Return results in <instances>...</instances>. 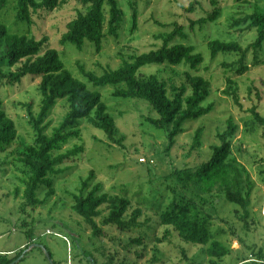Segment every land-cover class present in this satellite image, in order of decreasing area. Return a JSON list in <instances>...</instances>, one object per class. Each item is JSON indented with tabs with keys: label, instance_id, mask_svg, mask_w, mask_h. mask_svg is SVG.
I'll list each match as a JSON object with an SVG mask.
<instances>
[{
	"label": "rangeland",
	"instance_id": "rangeland-1",
	"mask_svg": "<svg viewBox=\"0 0 264 264\" xmlns=\"http://www.w3.org/2000/svg\"><path fill=\"white\" fill-rule=\"evenodd\" d=\"M118 1L125 25L117 39L105 36L99 52L89 42H85L81 50L70 44L59 45L66 24L75 18L78 10H83L73 1L52 11H38L28 25L16 21V3L11 0L0 11V23L10 33L36 39L47 37L49 48L58 52L64 67L91 89V84L80 74L79 66L98 76L115 70L130 56L160 47V36L170 33L175 23L182 27L187 38H176L172 44L192 46L202 55L203 63L197 71H190L184 65H150L140 72L175 78L177 82L184 72L203 77L210 85V95L203 106L211 105L212 110L204 117L186 122L185 131L170 145L171 128L158 130L149 124L147 117L158 116L145 102L114 98V86L93 88L100 92L102 102L114 119L116 140L122 139L121 143L110 142L101 130L82 120L79 138L69 139L61 150L53 152V156L64 154L75 146L82 147V152L56 167L62 172L49 177L53 181L54 195L45 205L32 208L22 203L27 169L17 160L16 153L21 145H31L34 141L24 105L30 103L32 112H38L40 78L27 76L15 85L1 86L3 109L14 122L16 138L0 153V255L13 257L28 244L26 233L32 230L35 239L30 245L42 246L44 251L32 248L15 264H49L45 253H50L56 264H86V252L97 264H108L110 259L111 264L258 262V251L261 249L264 253V128L246 124L252 121L249 109L253 106L264 117V45L257 49L250 47L256 31L248 29V22L243 21L256 7L264 9V0H215V6L209 0H138L134 28L125 0ZM190 7L192 9L188 10ZM214 11L218 14L213 22L194 26L193 33L189 31L190 20L207 18ZM212 40L237 43L246 50L244 64L248 71L240 76L235 73L239 67L238 53H220L211 59L207 43ZM227 78L236 83L241 108L234 106L223 94ZM67 111V103L59 100L47 120L50 123L47 133L61 122ZM228 119L238 128L230 140L232 155L245 166L254 184L247 219H241V214L235 212L238 208L222 197L212 202L213 208L205 206L214 218L210 226L212 239L226 246L228 254L220 259L209 258L205 252L207 246L185 243L174 232L163 242H157L167 229L158 223V215L171 206L179 191L171 174L177 169L196 168L207 161L212 147L219 144L217 135L224 131ZM199 128L202 129L201 145L192 149L193 136ZM90 171L95 175L90 187L100 183L103 192L128 198L131 202L129 212L135 208L142 210L140 226L121 232L101 226L100 218L97 224L103 233L92 236L90 228L71 210L72 195L77 193ZM46 190L40 188L39 199L44 198ZM134 239H139L140 243H133Z\"/></svg>",
	"mask_w": 264,
	"mask_h": 264
},
{
	"label": "trees",
	"instance_id": "trees-1",
	"mask_svg": "<svg viewBox=\"0 0 264 264\" xmlns=\"http://www.w3.org/2000/svg\"><path fill=\"white\" fill-rule=\"evenodd\" d=\"M9 1L11 0H0V11ZM69 1L80 4L83 10H78L75 18L66 24L65 32L58 41L59 45L70 44L81 50L85 42H89L94 45L96 52H99L106 35L114 39L119 37L125 25V16L118 0H14L16 21L30 25L33 15L38 11H52ZM209 1L215 6V0ZM125 2L131 12L134 28L138 0ZM191 9L190 7L188 10ZM217 14V11H214L207 18L190 20L189 31L193 33L194 26L201 27L213 22ZM243 22H248V29L256 31L255 40L250 47L261 48L264 45V9L256 7ZM176 38L185 40L187 35L182 31V27L174 23L170 33L160 36V47L132 55L129 60H123L117 69L105 71L99 76L79 66L80 74L91 84V89L86 83L74 78L64 67L58 52L49 48L47 37L36 39L10 33L7 27L0 23V87L15 85L27 76L40 78L41 100L38 112H32L30 103L24 105L28 123L34 133V141L31 145H21L16 153L17 160L27 169V178L23 181V206L34 208L45 205L54 195L53 181L49 177L61 173L56 167L81 153L82 147L75 146L72 150L56 156H53V152L61 150L69 139L79 138L78 128L82 120L101 130L110 142L121 143L122 139L116 140L117 127L114 119L102 102L100 92L93 88L114 86V98L145 102L158 116L147 117L146 121L158 130L171 128L168 134L170 145L177 135L185 131L183 125L186 122L197 120L211 112V105L203 106L210 95L209 82L203 77L184 72L179 75L181 80L177 82L175 78H163L158 74L143 75L140 72L141 68L150 65H184L190 71H197L204 61L202 55L196 53L192 46L172 44ZM207 48L211 59L220 53H238L239 67L235 73L240 76L248 71L244 64L247 51H243L237 43L212 40L207 43ZM223 94L231 99L234 106L241 108L237 86L232 79H226ZM59 100L67 103L68 111L61 122L47 133L50 126L47 120ZM249 112L252 121L246 125L264 128V117L257 112V108L253 106ZM237 129L232 120L228 119L224 131L217 135L219 144L212 147L211 156L207 161L196 168L173 171L171 176L175 179L179 191L171 206L158 215V223L167 229L161 239H156L157 242H163L168 239L170 232H174L185 243L207 246L205 252L209 258L220 259L228 254L226 246L212 239L210 226L214 218L205 206L213 208L212 202L222 197L227 203L238 208L235 212L241 214V219L249 217L254 184L245 166L232 155L230 140ZM201 134L202 129L195 131L192 149L201 145ZM15 138L14 122L6 116L0 98V153L5 152ZM94 177V172L90 171L87 178L81 181L77 193L72 195L71 206L74 214L90 228L92 236H101L103 233L97 224V219L100 218L101 226L113 227L121 232L140 226L142 210L135 208L129 212L130 200L118 194L103 192L100 183L90 187ZM41 187L47 189L43 199H39L37 195ZM26 238L28 244L15 252L13 257L1 254L0 264L12 263L34 242L32 230L26 233ZM132 242L139 244L140 240L134 239ZM256 255L260 258L259 261L264 259L261 249ZM84 257L86 264H97L90 253H84ZM111 263L112 259L108 264ZM240 264L259 263L243 260Z\"/></svg>",
	"mask_w": 264,
	"mask_h": 264
},
{
	"label": "water",
	"instance_id": "water-1",
	"mask_svg": "<svg viewBox=\"0 0 264 264\" xmlns=\"http://www.w3.org/2000/svg\"><path fill=\"white\" fill-rule=\"evenodd\" d=\"M32 248H39V249H41L42 251H44V248H43L42 246H39V245H36V244H32V245H30L25 251H23V253H22L17 259H15V260H14L12 263H10V264H15V263H17L18 261H20V260L23 258V256L26 254V252L29 251V250L32 249ZM45 257H46V259H47V261H48L49 264H54L53 261H52L51 258H50V255H49L48 253H45Z\"/></svg>",
	"mask_w": 264,
	"mask_h": 264
},
{
	"label": "built area",
	"instance_id": "built-area-1",
	"mask_svg": "<svg viewBox=\"0 0 264 264\" xmlns=\"http://www.w3.org/2000/svg\"><path fill=\"white\" fill-rule=\"evenodd\" d=\"M259 264H264V259L261 261H258Z\"/></svg>",
	"mask_w": 264,
	"mask_h": 264
}]
</instances>
